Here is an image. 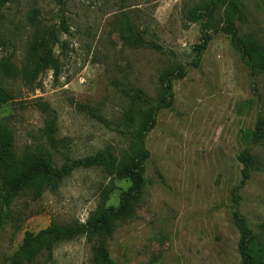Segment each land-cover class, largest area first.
Masks as SVG:
<instances>
[{
    "label": "rangeland",
    "instance_id": "obj_1",
    "mask_svg": "<svg viewBox=\"0 0 264 264\" xmlns=\"http://www.w3.org/2000/svg\"><path fill=\"white\" fill-rule=\"evenodd\" d=\"M206 0H11L0 10V58L18 68L25 61L38 27L59 29L52 53L59 60L32 84L0 77L12 99L0 105V135L12 133L19 155L44 143L41 129L48 114L56 115L58 147L51 150L59 167L66 159L92 156L109 148L120 157L129 146L122 114L129 94L141 90L154 98L159 74L174 63L192 61L200 26L188 19L190 9ZM245 19L241 34H253L264 47V0H241ZM125 13L148 41L162 48L122 45L115 20ZM221 13V11H220ZM62 29H66L65 31ZM174 103L158 111L155 127L145 138L146 188L135 216L117 222L98 241L117 264H239V233L231 219L232 188L240 181L235 159L250 149L257 169L239 190L238 210L264 244V138L250 145L251 131L264 114V75L252 77L228 36L211 33L198 68L173 82ZM79 105L90 106L106 121L96 120ZM111 183L94 163L74 170L55 191L38 199L17 196L0 211V264L19 247L25 232L50 223L85 221ZM117 205L127 180H114ZM93 264L90 244L80 236L54 245L52 258L41 253L30 264Z\"/></svg>",
    "mask_w": 264,
    "mask_h": 264
},
{
    "label": "trees",
    "instance_id": "obj_2",
    "mask_svg": "<svg viewBox=\"0 0 264 264\" xmlns=\"http://www.w3.org/2000/svg\"><path fill=\"white\" fill-rule=\"evenodd\" d=\"M10 1L0 0V10ZM188 19L200 26L199 42L192 47L194 57L187 65L174 63L160 72L159 88L154 98L148 97L141 90L128 95L129 106L121 118L125 129H115L119 133H126L129 138V146L120 157L105 148L92 156L66 159L59 167L55 166L51 150L58 147L59 140L56 136V115L48 105L44 106L48 118L41 129L44 143H38L18 155L12 133L9 134L7 142H3L0 135V211L23 193L38 199L46 191L57 190L61 182L74 170L87 168L92 163L111 178V183L101 192L97 207L85 221L50 223L37 232H25L21 244L9 257V264H30L41 253H44L49 261L56 243L80 236L85 237L90 244L93 264H117L98 239L110 234L117 222L135 216L137 204L146 188L145 163L150 153L145 146V138L156 125L158 111L172 107L173 82L185 78L188 66L198 68L202 54L211 40V33L220 32L228 36L231 47L238 52L252 77L264 75V47L253 34H241L237 27V21L243 22L245 19V6L241 0L203 1L190 9ZM130 20L125 13H121L115 20V28L122 45L161 52V46L155 41L146 40L137 25ZM58 32L59 29L55 27H38L20 68L11 62L9 56L0 58V77L9 80L20 79L27 84H32L46 70H53L54 76L57 77L61 63L54 57L52 45L58 43ZM11 99L12 95L0 83V105ZM79 108L108 127L94 108L84 105H79ZM243 137L250 145H257L264 138V114L257 117L253 129L245 131ZM235 159L241 165L240 181L232 188L230 197L231 219L239 233V264H264V244L238 210V192L249 180L251 173L257 169V161L247 148L241 150ZM116 179L127 180L129 186L120 190L117 205H109L107 202L111 193L117 190L114 184ZM2 224L3 217L0 215V229ZM256 227L263 229L264 225L258 224Z\"/></svg>",
    "mask_w": 264,
    "mask_h": 264
}]
</instances>
